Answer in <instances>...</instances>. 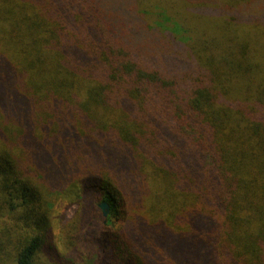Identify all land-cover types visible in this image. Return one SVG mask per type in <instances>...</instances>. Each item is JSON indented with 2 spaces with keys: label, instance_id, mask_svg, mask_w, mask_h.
Instances as JSON below:
<instances>
[{
  "label": "trees",
  "instance_id": "1",
  "mask_svg": "<svg viewBox=\"0 0 264 264\" xmlns=\"http://www.w3.org/2000/svg\"><path fill=\"white\" fill-rule=\"evenodd\" d=\"M0 229L14 264H264V0H0Z\"/></svg>",
  "mask_w": 264,
  "mask_h": 264
},
{
  "label": "rangeland",
  "instance_id": "2",
  "mask_svg": "<svg viewBox=\"0 0 264 264\" xmlns=\"http://www.w3.org/2000/svg\"><path fill=\"white\" fill-rule=\"evenodd\" d=\"M69 199L67 196L55 197L53 200V211L49 213V233L54 241V244L60 246V234L63 230L62 217L68 216L69 211ZM102 209V208H101ZM99 212V211H98ZM71 222V221H69ZM68 222V223H69ZM65 223L68 224L65 220ZM0 229V264H14L13 254L8 247L16 248L18 246V239L21 237L20 233L16 234V237H6ZM34 230H31L30 235ZM45 260H41L36 264H44Z\"/></svg>",
  "mask_w": 264,
  "mask_h": 264
},
{
  "label": "water",
  "instance_id": "3",
  "mask_svg": "<svg viewBox=\"0 0 264 264\" xmlns=\"http://www.w3.org/2000/svg\"><path fill=\"white\" fill-rule=\"evenodd\" d=\"M100 207L103 209V213L106 216L109 213V210H110L109 204L107 202H102L100 204Z\"/></svg>",
  "mask_w": 264,
  "mask_h": 264
}]
</instances>
